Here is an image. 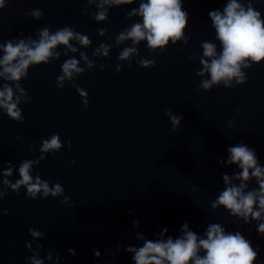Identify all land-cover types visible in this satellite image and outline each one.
<instances>
[{
  "label": "water",
  "instance_id": "95a60500",
  "mask_svg": "<svg viewBox=\"0 0 264 264\" xmlns=\"http://www.w3.org/2000/svg\"><path fill=\"white\" fill-rule=\"evenodd\" d=\"M182 2L189 14L185 31L189 43H169L162 53H151L142 42L140 55L154 59L156 67L144 69L133 60L131 68L124 63L119 73L115 71L119 51L131 42L120 49L113 47L109 58L98 60L95 68L76 80L88 93L87 109L70 84L57 87L61 65L69 57L29 69L28 78L21 81L32 97L31 103L20 105L25 122L0 116V169L11 162L16 171L9 179L15 182L20 178V162L39 156L42 140L59 133L63 147L34 166L32 174L50 185L60 183L73 206L61 205L52 197L26 199L24 188L19 196L9 190L0 201V209L9 211L7 216L0 215V264H27L32 255L25 246L32 241L29 228L45 233L44 239L32 241L34 249L36 243L43 246L42 258L51 252L54 258L60 255L61 264H134L133 254L124 248L142 246L143 241L135 238L137 232L156 239L167 228L165 238H175L181 235L184 222L200 236L209 223L240 231L254 249L259 246L256 264H264V237L258 235L256 222L237 223L223 207L211 208L224 189L222 175L239 171L235 165L217 162L227 159L228 146L243 142L264 166V62L244 70L248 78L244 85L231 89L214 85L197 91L203 79L196 75L201 65L198 58L190 57L202 55V41L215 42L221 50L208 12L222 11L228 0ZM238 2L247 4V0ZM85 7L86 0H7V7L0 10V42L20 38L21 32L36 39L45 26L52 32L68 26L92 40L91 47L80 48L92 59L95 48L108 43L109 36L114 41L140 19L126 18L127 12L139 7L138 2L111 8L104 23L91 18L95 7L83 14ZM253 7L264 19V0H255ZM37 8L44 13L42 19L26 15ZM103 28L108 32L100 37L98 30ZM75 58L79 59V53ZM100 64L109 67L101 71ZM166 109L183 115L175 132ZM233 119L235 124L229 128ZM29 144L35 149L30 150ZM256 187L255 181L249 183V188ZM137 219L140 224L133 227ZM117 245L122 246L119 251ZM93 249L99 250V258ZM45 264L54 262L45 259Z\"/></svg>",
  "mask_w": 264,
  "mask_h": 264
},
{
  "label": "clouds",
  "instance_id": "9594fccd",
  "mask_svg": "<svg viewBox=\"0 0 264 264\" xmlns=\"http://www.w3.org/2000/svg\"><path fill=\"white\" fill-rule=\"evenodd\" d=\"M139 3L138 8H132L126 13V18L132 20L140 18L130 26L123 29L114 38L108 37V43H101L92 53L93 58L80 51L92 46V40L88 35L82 34L75 29L64 26L52 32L48 26L43 27L37 38L25 37L21 32L20 38L0 42V80L5 81L0 85V116L6 115L10 120L24 123L25 117L20 107L21 104L32 102L21 81L28 78L29 69L40 65H47L52 61H59L62 56L69 57L61 65V74L57 76V87L63 89L65 84L75 88L82 98L83 107L88 108V93L76 84L79 76L86 70L97 66L98 60L109 58L113 47L120 49L121 45L131 42L119 51L115 71L121 72L124 63L132 67V62L144 69L156 67L154 59H148L140 55L139 46L146 41L147 50L151 53H162L169 43L176 45L181 42L189 43L190 37L185 35L188 27L189 14L183 10L182 0H86L87 7L82 12L88 14L89 9L95 7L91 18L97 23L107 22L109 10L114 7ZM255 0H247L244 3L238 0H228L222 11L210 10L208 17L215 30L216 40L221 50L218 52L217 44L212 41H202L200 47L202 55L197 53L190 59H199L201 68L196 75L202 77L197 91H208L213 86L223 85L231 89L247 83V74L244 71L252 65L264 62V19L261 13L253 7ZM7 7V0H0V10ZM34 20L42 19L44 13L41 9H32L26 13ZM108 29L98 30L100 37H105ZM75 42V45L73 44ZM78 45L79 47H77ZM63 48V51L57 49ZM79 53V59L75 54ZM69 54H73L70 56ZM83 63V67H81ZM109 67L100 64L103 71ZM175 132L180 128L183 120L182 114H174L171 109L165 110ZM235 120L229 122L231 128ZM19 139V138H17ZM71 141L68 147L71 149ZM63 144L59 133L52 134L42 140L39 148V156L33 159L22 160L18 166L19 179L12 182L14 169L8 162L6 169H0V201L8 195V191L20 195L21 188L26 189L25 198L32 200L56 198L61 205H72L71 198L65 195V189L60 183L50 185V182L41 178L39 174H32L34 166H39L46 157L55 156ZM29 149H35L34 144H29ZM227 159H218V163L224 166L235 165L236 169L230 176L222 175L224 189L217 198L211 202V208L217 210L223 207L236 222L243 224H257L258 235L264 237V166H261L255 151L243 142L235 146H228ZM75 164V160L71 162ZM255 181L258 187L249 188V183ZM62 199H59L61 198ZM0 215L7 216V209H0ZM140 221L134 220L133 227H138ZM181 235L173 238L165 234L167 228H162L157 233L156 239H148L142 233L137 232L135 238L143 241L142 246H128L124 248L127 253H132L134 264H256L259 257V246L254 249L250 240L240 232H229L220 223H209L203 235L189 230L188 222H184ZM32 241L44 239L45 233L36 228L28 229ZM32 241H26V248L32 255L27 264H45L53 261L61 264L59 254L53 257L49 252L45 258L41 257L43 246L36 243L33 248ZM122 246L117 245V251ZM93 254L99 258L100 252L93 249ZM108 251V250H106ZM69 253L76 255L74 249ZM114 256L116 253L110 252Z\"/></svg>",
  "mask_w": 264,
  "mask_h": 264
}]
</instances>
